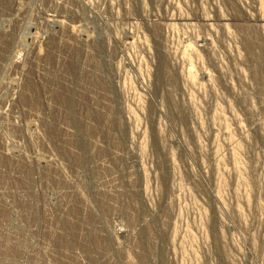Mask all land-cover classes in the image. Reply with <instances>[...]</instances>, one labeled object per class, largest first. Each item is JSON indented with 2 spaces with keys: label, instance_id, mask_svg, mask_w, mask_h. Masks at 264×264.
<instances>
[{
  "label": "rangeland",
  "instance_id": "1",
  "mask_svg": "<svg viewBox=\"0 0 264 264\" xmlns=\"http://www.w3.org/2000/svg\"><path fill=\"white\" fill-rule=\"evenodd\" d=\"M263 18L0 0V264H264Z\"/></svg>",
  "mask_w": 264,
  "mask_h": 264
},
{
  "label": "bare ground",
  "instance_id": "2",
  "mask_svg": "<svg viewBox=\"0 0 264 264\" xmlns=\"http://www.w3.org/2000/svg\"><path fill=\"white\" fill-rule=\"evenodd\" d=\"M258 21H263L264 22V18L263 19H258ZM257 22V21H256ZM119 232V231H118Z\"/></svg>",
  "mask_w": 264,
  "mask_h": 264
}]
</instances>
